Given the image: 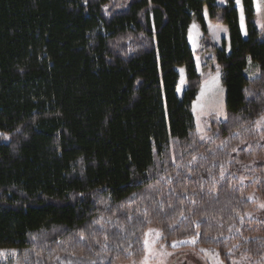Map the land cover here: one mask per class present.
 I'll list each match as a JSON object with an SVG mask.
<instances>
[{
  "label": "trees",
  "instance_id": "trees-1",
  "mask_svg": "<svg viewBox=\"0 0 264 264\" xmlns=\"http://www.w3.org/2000/svg\"><path fill=\"white\" fill-rule=\"evenodd\" d=\"M243 5L247 39L236 0H0V249L17 252L0 264L129 262L152 227L226 264L264 261V220L245 219L250 188L264 199V27L254 0ZM205 8L228 26L229 53L211 42ZM193 21L226 93L208 141L193 115L209 77Z\"/></svg>",
  "mask_w": 264,
  "mask_h": 264
},
{
  "label": "rangeland",
  "instance_id": "rangeland-1",
  "mask_svg": "<svg viewBox=\"0 0 264 264\" xmlns=\"http://www.w3.org/2000/svg\"><path fill=\"white\" fill-rule=\"evenodd\" d=\"M262 19L264 20V12L261 13L260 19L258 18V27H261L262 23H264ZM263 27L264 25L261 28ZM201 40L199 41L198 46V40L194 43L196 44V47H198L195 51L197 54L196 56L199 59L198 70L201 71L203 75H209V77H212L207 82L203 81L204 85L202 84L201 95L194 104L193 115L196 119V129L198 130L199 136L202 140L208 141V139H214L219 134L217 129L218 124L227 119L225 105L226 93L225 87L220 82L221 80L219 81V77H214V74L221 71L217 70L214 73L212 71V69L217 66L216 53L212 48L210 51L200 54L202 51ZM249 63L251 66L248 68L249 70L246 72V76L251 79L257 77L259 72L256 73L255 69L252 68L253 65L257 64L251 58L249 59ZM217 81L219 83H217ZM185 85L187 84L183 77L181 79V88ZM221 89H223V93H221ZM255 126L257 131H260L264 138V124H261V126H257L256 124ZM256 164L259 163L254 161L253 167H255ZM250 181V178L247 176L241 179V184L244 185ZM248 196L253 201V205L251 207L252 209L246 212L245 219L252 221L264 220V208L260 207L261 204H264V199L258 195L257 188H250ZM150 229L155 231H150ZM191 240L192 239L186 241L177 240L167 246L163 241L161 231L157 227L149 228L145 232V239L143 242L145 252L143 257L140 259H132V261L129 262H122L120 264H226L221 260L216 250H211L198 245V240H196V243L193 245L190 243ZM145 241H147V243H145ZM202 249L205 251H201ZM16 254L17 252L12 249H0V260L14 258ZM253 263L254 262L248 258H243L241 260H236V262H232L231 264ZM260 264H264V261Z\"/></svg>",
  "mask_w": 264,
  "mask_h": 264
},
{
  "label": "crops",
  "instance_id": "crops-1",
  "mask_svg": "<svg viewBox=\"0 0 264 264\" xmlns=\"http://www.w3.org/2000/svg\"><path fill=\"white\" fill-rule=\"evenodd\" d=\"M217 2H218V5H220L222 7H225V5H226V0H217ZM257 4H259V10L257 8ZM241 8H242V11H243V20L241 19ZM236 10L239 12V23H240V27H241V34L243 35V37L245 39H247L248 36H249V34H248V31H247V23L245 21V18L246 17H245L243 0H240V4H237V2H236ZM254 10L257 13V19H256V22H257L258 21V18L260 19L261 13L264 12V0H254ZM204 18H205V24L207 26L208 36H210V39H211V42L213 43V45L216 46V47H218V48H220V49H222V45H223V43H225V47H226V49H227V51L229 53L230 50H231V46H230V35H229V28H228V26L227 25H223V24H215V23L213 24L210 21V19H209V13H207V8L204 9ZM263 25H264V23H262L261 27ZM261 27H258V25H257V28H258L259 31L262 29ZM193 35L195 36V40H194V36ZM188 37H189L190 48H192L193 52L195 53V60H196V65H197V71L199 72V74L201 76H205V75H203L201 73V71L198 70V64H199L198 61H199V59L196 56L197 54L195 52L196 49H198V47H196V44H194V43H195L196 40H198L197 41V46H198V43H199V41L202 38L201 26L198 24L197 21H193L191 23V27H190L189 32H188ZM250 66H251V64L248 62V68H250ZM252 68L255 69L256 73L257 72L260 73V68H258L257 65H253ZM178 72L180 73V87L178 89V95L180 97H182V93L187 88V85H185L184 87L181 88V79L183 77H184L185 83H186V72H185V68L184 67L178 68ZM216 76L219 77V81H220L221 78H222V72H217L216 74H214V77L215 78H216ZM211 77L212 76L206 78L205 81L207 82L208 80L211 79ZM217 83H219V82L217 81ZM203 85H204V83H203ZM203 85L201 86V88H200V90L198 92V96H197L196 100L194 101V104L196 103L197 99L201 95L200 92L202 91ZM211 85H213V84H211ZM220 91H221V93H223V89H221ZM194 104H193V109L195 107Z\"/></svg>",
  "mask_w": 264,
  "mask_h": 264
},
{
  "label": "snow or ice",
  "instance_id": "snow-or-ice-1",
  "mask_svg": "<svg viewBox=\"0 0 264 264\" xmlns=\"http://www.w3.org/2000/svg\"><path fill=\"white\" fill-rule=\"evenodd\" d=\"M236 2H237V4H240V0H236ZM257 8H258V10H259V4H257ZM241 19L243 20V11H242V8H241ZM261 124H264V117H261L260 121H257V126H261ZM260 207H261V208H264V204H261ZM150 231H155V230L150 229ZM158 235H159V234H158ZM198 235H199V234H197V236H198ZM81 239H84L83 234H81ZM145 243H147V241H145ZM190 243L194 245V244L196 243V239H192V240L190 241ZM201 251H205V250L202 249Z\"/></svg>",
  "mask_w": 264,
  "mask_h": 264
}]
</instances>
